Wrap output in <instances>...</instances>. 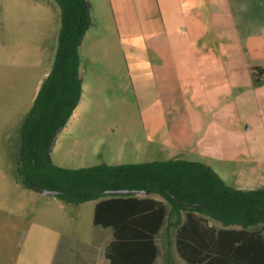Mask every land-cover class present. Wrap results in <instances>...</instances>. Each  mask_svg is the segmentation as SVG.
<instances>
[{
  "label": "rangeland",
  "instance_id": "1",
  "mask_svg": "<svg viewBox=\"0 0 264 264\" xmlns=\"http://www.w3.org/2000/svg\"><path fill=\"white\" fill-rule=\"evenodd\" d=\"M86 2L82 94L55 140L52 163L78 170L182 159L210 167L229 188L264 187V77L253 83V68L264 67V33L249 17H236L248 2L194 1L216 19L206 38L186 25L183 35L165 34L154 0ZM59 29L54 0H0V264H54L62 238L104 230L92 225L94 201L67 205L15 175L20 125L52 70ZM209 49L211 59L228 51L234 62L212 60L208 75L196 74L188 59L203 60ZM174 223L168 215L156 237L154 264H186L175 251ZM84 260L107 264L103 252Z\"/></svg>",
  "mask_w": 264,
  "mask_h": 264
},
{
  "label": "trees",
  "instance_id": "2",
  "mask_svg": "<svg viewBox=\"0 0 264 264\" xmlns=\"http://www.w3.org/2000/svg\"><path fill=\"white\" fill-rule=\"evenodd\" d=\"M54 1L60 8L57 57L20 125L19 182L33 191L32 185L57 191L67 205L94 201L92 224L113 233L104 252L108 264H154L156 237L168 215L175 217L176 254L186 264H264V187L229 188L210 167L182 159L70 170L46 157L52 134L80 102L78 42L89 20L83 0ZM253 75L260 83L256 76L264 77V67H254ZM106 190H143L146 196L103 195Z\"/></svg>",
  "mask_w": 264,
  "mask_h": 264
},
{
  "label": "crops",
  "instance_id": "3",
  "mask_svg": "<svg viewBox=\"0 0 264 264\" xmlns=\"http://www.w3.org/2000/svg\"><path fill=\"white\" fill-rule=\"evenodd\" d=\"M154 7L157 11L160 26L163 29L165 34L169 32H176L179 35L185 34V29L183 26H189V28H193V30L199 36L206 38L207 35L212 29H209L207 26H213L216 23V19H213L212 13L209 10L201 11L196 9L195 2L197 0H188L193 1L191 8L188 11H185L182 8V2L186 0H154ZM212 2L216 0H211ZM243 2H248V9H241L238 13L237 8V16L240 18L249 17L250 21L258 25L256 32L259 34L260 32L264 33V0H242ZM239 2V0H237ZM211 4V2H210ZM186 23V24H185ZM237 23V21H236ZM234 25V24H233ZM241 29L243 30L244 24L243 21L240 24ZM236 32H239L238 26H234ZM209 32V33H208ZM132 41V39L130 38ZM131 44H138L137 42H130ZM142 45L145 46V43L142 41ZM180 46V45H179ZM209 55L206 56L203 60H199L196 62V57L191 56L188 59V63L193 65L194 72L202 73L205 72L207 74V65L211 64L212 60L217 62L228 61L230 58L234 62L235 57H230V53L228 51L220 52L218 58L211 59L212 49L208 51ZM214 55V54H213ZM197 64L202 67H197ZM263 67L260 65H256V67ZM208 75V74H207ZM236 96V95H235ZM238 96V95H237ZM79 105V103H78ZM77 105V107H78ZM76 107V109H77ZM173 126L170 125V128ZM195 162V161H194ZM95 205V202H94ZM93 205V209H94ZM93 225V224H92ZM94 226V225H93ZM100 227V226H94ZM102 228V227H100ZM104 230H96L94 231V235L89 238H85L83 236H74V238L65 237L61 239L60 246L53 252V256L55 258H60V260H55L54 264H92L91 262L86 263L85 257H94L96 254H100V252H105L106 247L113 239V233L111 228H102ZM102 235V236H101ZM111 236V237H110ZM110 237V239H109ZM106 240V242H105ZM103 242H105L104 245ZM102 246V247H101ZM73 257H76L77 260H74ZM106 259V258H105ZM108 264V260H107Z\"/></svg>",
  "mask_w": 264,
  "mask_h": 264
},
{
  "label": "water",
  "instance_id": "4",
  "mask_svg": "<svg viewBox=\"0 0 264 264\" xmlns=\"http://www.w3.org/2000/svg\"><path fill=\"white\" fill-rule=\"evenodd\" d=\"M83 2L85 3V5L87 7V15L89 17V6H88L86 0H83ZM81 41H82V37L79 39V42H78V45L79 46L81 44ZM61 129H62V127L61 126H58L56 128V130L54 131V133L52 134V137H51V139H50V141L48 143L47 149H46V157L47 158H50L51 150L53 148V145L55 143V140H56L58 134L60 133ZM32 188L35 191H37L40 194H42V195H50V196H53V197H57L59 195V192H57V191L46 190V189H43V188H41L39 186L32 185ZM102 194L103 195H123V194H130V195H136V196H139V197L146 196V192L143 191V190H106V191H103ZM171 196L177 202L184 203V202L178 200L173 195H171Z\"/></svg>",
  "mask_w": 264,
  "mask_h": 264
}]
</instances>
